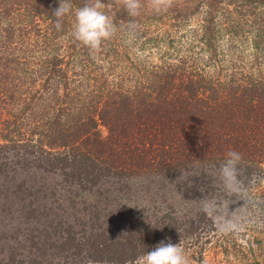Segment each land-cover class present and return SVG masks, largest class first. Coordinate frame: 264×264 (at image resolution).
Wrapping results in <instances>:
<instances>
[{"label": "trees", "instance_id": "obj_1", "mask_svg": "<svg viewBox=\"0 0 264 264\" xmlns=\"http://www.w3.org/2000/svg\"><path fill=\"white\" fill-rule=\"evenodd\" d=\"M184 1L142 12L128 35L133 18L104 0L121 28L102 46L116 60L105 72L72 37L74 12L56 30L59 0H0V191H11L0 192V264H123L168 238L202 249L215 225L200 200L240 196L216 174L230 150L242 156L244 186L264 197V0ZM187 26L180 52L171 32ZM32 28L42 39L16 55ZM133 41L156 59L128 55Z\"/></svg>", "mask_w": 264, "mask_h": 264}, {"label": "clouds", "instance_id": "obj_2", "mask_svg": "<svg viewBox=\"0 0 264 264\" xmlns=\"http://www.w3.org/2000/svg\"><path fill=\"white\" fill-rule=\"evenodd\" d=\"M131 18L122 30L128 35H135L139 29L136 22L137 17L145 8L155 14L167 12L174 0H116ZM104 0H85L79 7H73V0H59V7L52 12L55 18L54 24L57 31L62 30L65 17L74 12V23L72 25V37L89 49L90 52L101 50L105 41L112 39L120 27L114 22L110 15L104 11ZM242 156L238 151L230 150L225 159L216 169V174L226 192L229 194H240L244 189V180L241 178L240 164ZM215 168V166H213ZM184 177L185 171H182ZM188 172V171H187ZM190 174V172H189ZM250 182H254V179ZM201 191H203L201 189ZM201 211L211 218L220 234H239L245 227L254 221H249L237 215V211H230L228 202H218L216 199L205 197L200 200ZM133 264H191L186 255L182 243L174 244L171 238L168 241H160L152 251H147L138 256Z\"/></svg>", "mask_w": 264, "mask_h": 264}, {"label": "rangeland", "instance_id": "obj_3", "mask_svg": "<svg viewBox=\"0 0 264 264\" xmlns=\"http://www.w3.org/2000/svg\"><path fill=\"white\" fill-rule=\"evenodd\" d=\"M185 3L186 2L184 0H174L173 6L175 4L176 5L178 4L179 6H184ZM24 12H26L24 10V6L21 5L17 11V17H19L18 19L20 21H18L17 19L15 20V23L17 22L16 26L20 25L21 17L23 16ZM142 12L148 13V12H151V10L148 8H145ZM191 20L192 22L190 21L189 25L191 24L192 27L197 26L196 23L197 21L199 22L198 16L195 15ZM34 23L38 24V26H36V29L38 30L40 29V32L44 30L45 23L41 22L39 18H37ZM73 23L74 22L72 23L70 22L71 25H73ZM189 27L190 26H187V28L182 29L181 32L183 33V38L180 37L181 32L180 33L179 32L174 33L173 31L171 32L172 36L174 37L173 38L174 44H177V47L180 48V52L183 51V49L181 48H184V46L181 47L180 44L183 45V43L187 41V39H190L191 37L190 33L188 32ZM22 36L23 38H18L16 41L18 42L17 43L18 48L16 49V55L17 54L21 55V53L27 52L26 48L30 44H35L34 42L35 39H37L38 41L42 39V33H37L36 30L33 28L32 30L28 31L26 34H23ZM221 37L222 39L220 40V43H222L223 40L226 43L227 36L222 35ZM166 41L169 42L167 39ZM166 41H165V44H166ZM140 43L141 41H133L131 43L130 49L132 50L129 49L130 51H128V55H130L134 59H141L144 57V55H149L150 59H156V57H153V54H156L158 51L160 52L163 49V47H165L163 40L157 41L158 45L157 43L150 44V47H153V50H152L153 54H152L148 52L147 49L141 48L142 46H139ZM173 46H176V45H173ZM38 48L40 47H38V45L36 44V46H34V52H43L42 49L40 50ZM105 53H106L105 48L102 47L101 50L97 52L95 58L100 59V60H97L96 62L98 63L103 62L104 71L106 72V68L111 66V63L109 61L114 62L116 60L112 58L113 55L106 56ZM206 54H207L206 51H204L203 55H206ZM30 59H33V58H30ZM29 61L31 63V60ZM113 66H114L113 70L118 71L116 70L118 65L116 66L113 65ZM32 74L33 76L36 77L35 72L33 73L31 71L28 72V75H32ZM25 76H26L25 79H27L28 77L26 74ZM40 83L41 82L39 80V77L37 76L36 81H35L36 86H34V88L40 87ZM21 88L25 91V87L23 86V84L20 86L15 85L13 87L14 94L17 95V100H18L17 102L19 104L17 109H19L20 106L24 104L25 99L27 97L26 91L21 92ZM32 91H33V87H32ZM46 102L47 100L39 101V103L41 104H44ZM25 115L26 114H24V116ZM33 116H36V118L33 120L28 118V116L24 117V121L28 126H31L34 120H38V115H33ZM261 180L264 181L263 175L261 176ZM249 183L252 185L254 184V183H251L250 181ZM248 186L250 185L247 184L244 186L243 191L239 194L240 195L239 198L234 199V200L229 199V200L223 201L222 204L224 202H228L230 211L236 210L237 215L244 217L249 221H254V223H252L250 226L245 227V229L239 234H226V235L220 234L218 233L216 226H215V229L209 231V234L207 237L203 236L204 238H201V241L202 239L204 241V243L201 246L203 247L202 249L199 248L200 246L197 247V245H194V246L190 245V246L183 247L186 255L190 259L191 264H201V263L203 264H251L252 263L251 253H254L258 261H260L261 264H264V197L263 196L261 197V194L258 193L259 191L256 192L255 190H251L249 189ZM0 192L2 195H6L7 193L11 191L9 190L7 191L4 189ZM5 197L4 199H1L0 197V204L4 202ZM205 238H208V239H205ZM200 249L202 251L201 252L202 258H200L199 256ZM134 261L135 259L131 262H125L123 264H133ZM89 264H112V263L90 262Z\"/></svg>", "mask_w": 264, "mask_h": 264}]
</instances>
